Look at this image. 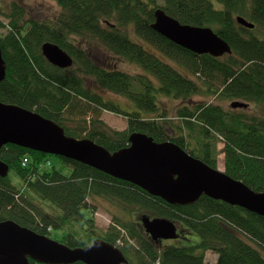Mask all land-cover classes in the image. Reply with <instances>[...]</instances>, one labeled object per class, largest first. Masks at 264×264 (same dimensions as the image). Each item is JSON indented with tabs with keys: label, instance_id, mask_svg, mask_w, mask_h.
<instances>
[{
	"label": "trees",
	"instance_id": "obj_1",
	"mask_svg": "<svg viewBox=\"0 0 264 264\" xmlns=\"http://www.w3.org/2000/svg\"><path fill=\"white\" fill-rule=\"evenodd\" d=\"M53 1L60 11L49 20L7 14L8 31L0 35L6 65L0 102L33 110L66 136L91 140L111 153L128 147L130 135L138 133L156 143L176 144L215 169L216 145L222 140L224 172L264 192V120L248 119L214 101H191L198 95L264 103V0ZM158 8L182 25L212 29L231 54L196 55L165 39L151 27ZM237 17L254 29L238 25ZM76 38L100 46L109 62H96L75 45ZM47 42L65 51L73 66L49 64L41 53ZM120 61L142 72H124ZM106 93L124 98L128 110ZM161 96L180 101L173 112L179 122L166 119L158 104ZM102 111L126 117V129L108 128ZM46 157L14 145L1 149L0 160L16 179L9 173L0 177V221L12 220L49 238L57 233L51 239L71 249L101 239L117 246L129 264H209L204 259L208 251L216 254L215 264H264L262 216L205 196L192 205H170L81 163L57 157L62 163L53 166ZM44 162L49 170L40 168ZM90 197L128 208L129 220L114 219L106 231H98ZM142 215L174 222L181 237L169 243L152 241L139 224ZM191 236L194 243L179 245L189 243Z\"/></svg>",
	"mask_w": 264,
	"mask_h": 264
},
{
	"label": "water",
	"instance_id": "obj_2",
	"mask_svg": "<svg viewBox=\"0 0 264 264\" xmlns=\"http://www.w3.org/2000/svg\"><path fill=\"white\" fill-rule=\"evenodd\" d=\"M236 22L245 29L255 27L242 17H237ZM151 27L196 55L219 58L231 54L229 45L212 29L182 25L160 8L154 11ZM41 53L56 68L73 66V59L57 45L44 43ZM5 76L0 50V83ZM230 107L245 109L247 104L234 101ZM7 145L81 163L133 184L170 205H192L205 196L264 217V192L250 189L171 142L156 143L135 133L130 135L128 147L111 153L91 140L66 136L55 122L33 110L0 102V151ZM8 173L9 166L0 160V177ZM139 220L145 234L156 243L180 236L176 224L166 218L142 215ZM29 260L36 264H129L117 246L101 239L84 248L71 249L12 220L0 221V264H31Z\"/></svg>",
	"mask_w": 264,
	"mask_h": 264
},
{
	"label": "rangeland",
	"instance_id": "obj_3",
	"mask_svg": "<svg viewBox=\"0 0 264 264\" xmlns=\"http://www.w3.org/2000/svg\"><path fill=\"white\" fill-rule=\"evenodd\" d=\"M60 11L59 7L57 6L56 2L53 0H0V21L4 24L3 28H0V35H4L7 33V24H8V18L7 14L10 15H19L23 14L24 19H32L36 21H44L49 20L52 17H54L56 14H58ZM75 45L83 51H86L87 54L91 56L92 59L96 60L99 64H106L107 60L105 58V55L103 51L101 50L100 46L98 45H88L85 41L82 39L76 38L74 40ZM227 55H224L225 57ZM107 60V61H106ZM106 62V63H105ZM118 67L129 74H135L142 72L137 66L134 64L128 63L126 61H120L118 62ZM179 68V67H177ZM106 96H108V99L111 101L116 102L120 106H122L124 109L128 110V108H125V99L119 96L112 95L111 93H106ZM191 101H197V102H205V101H214L213 103L221 105L224 109L230 110L231 103L234 101H226V100H214V97H206V96H192ZM186 101L185 103H187ZM180 101H174L171 98L161 96L160 100L158 101V104L163 108V112L167 113L168 116L166 117L167 120L177 123L179 120L175 119L173 116L174 107H176ZM130 110V109H129ZM233 111H236L238 114L245 115L246 118L251 119L253 117H257V119L264 120V103H247V108L245 109H235ZM149 117L151 115H145V117ZM88 118L86 117V120ZM101 119L102 121L108 126V128H111L115 131H123L126 129L127 120L126 117L123 115H116L114 113L108 112V111H102L101 113ZM187 136V133H185ZM188 140V136H187ZM190 141L191 147H195L193 140ZM224 143L222 140H219V142L216 145V150L218 152L217 155V162H216V168L219 171L224 172L225 166H224ZM45 159L49 160L51 165L53 166H59L62 161L58 159L55 156H48ZM50 165H47V163H42L40 166L41 169H50ZM16 179L14 177L13 171L9 173V178ZM14 183H18L17 181H14ZM17 187L21 186L15 184ZM88 204L91 206V209H93V218L95 223V228L98 231H106L107 228L112 224L114 219H119L122 222H127L130 218V214L132 212L128 211V208L119 205L118 203L110 202L108 200L99 198V197H90L87 200ZM41 205L44 208H47L48 205L46 203L40 202ZM134 220L136 219V215H132ZM136 221V220H135ZM139 224H141V221L139 220ZM55 234V233H54ZM57 235V233H56ZM51 236V238H55V236ZM189 243H179L180 246L188 247L191 243H194L196 241V237L191 236L187 238ZM204 259L209 264H215L217 261L216 254L208 251L205 253Z\"/></svg>",
	"mask_w": 264,
	"mask_h": 264
},
{
	"label": "flooded vegetation",
	"instance_id": "obj_4",
	"mask_svg": "<svg viewBox=\"0 0 264 264\" xmlns=\"http://www.w3.org/2000/svg\"><path fill=\"white\" fill-rule=\"evenodd\" d=\"M178 232H179V228H178ZM180 234V233H179ZM181 237V236H179ZM179 239V238H178ZM96 240V239H95ZM169 242H172V241H162L161 243H169ZM159 244V243H158Z\"/></svg>",
	"mask_w": 264,
	"mask_h": 264
},
{
	"label": "built area",
	"instance_id": "obj_5",
	"mask_svg": "<svg viewBox=\"0 0 264 264\" xmlns=\"http://www.w3.org/2000/svg\"><path fill=\"white\" fill-rule=\"evenodd\" d=\"M26 163H27V160L25 159V160L23 161V164H22V165L24 166V165H26Z\"/></svg>",
	"mask_w": 264,
	"mask_h": 264
}]
</instances>
